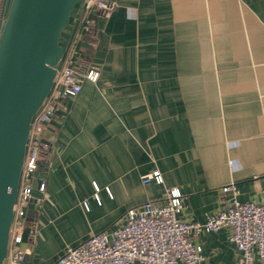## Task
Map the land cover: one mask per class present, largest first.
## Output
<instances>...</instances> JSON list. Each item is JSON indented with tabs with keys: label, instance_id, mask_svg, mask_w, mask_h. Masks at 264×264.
Instances as JSON below:
<instances>
[{
	"label": "crops",
	"instance_id": "obj_1",
	"mask_svg": "<svg viewBox=\"0 0 264 264\" xmlns=\"http://www.w3.org/2000/svg\"><path fill=\"white\" fill-rule=\"evenodd\" d=\"M111 1L106 16L77 5L61 34L56 68L76 59L98 79L42 133L46 191L24 264H55L166 187L183 196V222L228 209L230 184L237 201H261L264 0ZM155 170L162 184H143ZM229 236L197 237L199 264H237Z\"/></svg>",
	"mask_w": 264,
	"mask_h": 264
},
{
	"label": "built area",
	"instance_id": "obj_2",
	"mask_svg": "<svg viewBox=\"0 0 264 264\" xmlns=\"http://www.w3.org/2000/svg\"><path fill=\"white\" fill-rule=\"evenodd\" d=\"M9 2L5 0L4 18ZM82 4L86 10L95 9L99 16H106L117 7L111 0H84ZM90 25L88 21L85 29L92 39ZM97 79L96 70L83 65L78 67L76 59H69L57 69L50 93L32 118L3 264H24L26 257L32 255L34 243L29 238L34 237L36 230L28 225L27 210L37 193L40 198L36 199L35 210L38 211L46 191L42 160L45 127L52 124L64 101L80 93L84 80L94 83ZM151 181L162 184L159 171L142 179L143 184ZM221 191L231 194L228 209L206 215L202 223L183 222L179 219L184 209L183 196L177 188L166 187L159 199L128 209L116 227L92 234L81 243L66 248L55 264H199L203 257L195 239L223 228L230 231L229 240L238 255L237 264H264V190L258 203L237 201L233 184ZM26 229L30 232L24 242Z\"/></svg>",
	"mask_w": 264,
	"mask_h": 264
},
{
	"label": "water",
	"instance_id": "obj_3",
	"mask_svg": "<svg viewBox=\"0 0 264 264\" xmlns=\"http://www.w3.org/2000/svg\"><path fill=\"white\" fill-rule=\"evenodd\" d=\"M83 1L10 0L0 27V264L7 254L30 124L50 93L63 57L61 34ZM32 186L36 189L35 181ZM34 197L27 210L30 223L40 195ZM29 232L24 231V242Z\"/></svg>",
	"mask_w": 264,
	"mask_h": 264
},
{
	"label": "trees",
	"instance_id": "obj_4",
	"mask_svg": "<svg viewBox=\"0 0 264 264\" xmlns=\"http://www.w3.org/2000/svg\"><path fill=\"white\" fill-rule=\"evenodd\" d=\"M4 4H5V0H2V2H1V10H0V27H1V25L3 24V21H4V17H3V14H4Z\"/></svg>",
	"mask_w": 264,
	"mask_h": 264
},
{
	"label": "rangeland",
	"instance_id": "obj_5",
	"mask_svg": "<svg viewBox=\"0 0 264 264\" xmlns=\"http://www.w3.org/2000/svg\"><path fill=\"white\" fill-rule=\"evenodd\" d=\"M58 66V65H57ZM60 68V67H59ZM27 222H29V220H27ZM27 246V244H23V247Z\"/></svg>",
	"mask_w": 264,
	"mask_h": 264
}]
</instances>
